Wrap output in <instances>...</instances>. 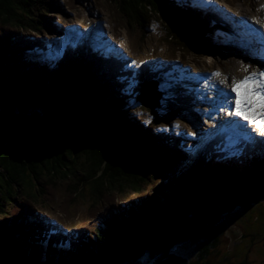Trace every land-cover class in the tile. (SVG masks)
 <instances>
[{
	"label": "trees",
	"instance_id": "1",
	"mask_svg": "<svg viewBox=\"0 0 264 264\" xmlns=\"http://www.w3.org/2000/svg\"><path fill=\"white\" fill-rule=\"evenodd\" d=\"M113 1L143 33L154 11L166 22L162 8L174 17L188 13L196 20L197 33L193 39H183L173 32L170 39L175 37L181 43L174 51L189 55L195 48L201 53L216 50L208 33L215 22L214 15L209 20L204 11L183 9L175 0ZM57 5L58 0H0V91L20 111L42 113L37 131H8L0 139L5 145L0 150V227L5 229L2 223L10 222L20 229L19 236L0 235V264H39L37 256L48 246L46 264H145L160 262V253L166 255V249L183 255L192 253V260L199 252H209L218 242L213 239L217 235L215 225L231 215L232 210L226 205L234 203L229 196L233 193L231 188H226L228 195L227 191L224 194L210 177L217 172L231 173L230 180L238 175L245 183L234 191L233 207H264V157L231 164L210 148L191 161L179 148L178 140L157 134L150 125L134 118L129 111L131 101L118 111L111 105L122 104L117 101L125 95L124 80L113 79L121 71V64H116L114 70L110 67L101 71L92 53L89 59L69 53L59 65L30 59V54L43 46L39 37L55 30L50 15L63 13ZM169 100L171 109L178 107L171 113H178L182 103ZM58 102L69 104L70 108L55 107ZM60 178L89 183L94 194H100L102 180L107 179L120 191L132 189L139 195L151 185L141 199L113 207L96 238L72 233L49 242L34 237L27 225L34 217L32 213L39 216L48 213L50 207L58 211L62 218L59 223L66 228L61 204L45 202ZM202 201L204 205H200ZM27 202L32 205L27 207ZM188 210H196L197 218L188 217ZM178 221L191 223L193 230L183 233H189L194 245L186 242V234L182 242L168 239L170 227ZM8 225L6 230L11 227ZM154 235L164 241L157 244Z\"/></svg>",
	"mask_w": 264,
	"mask_h": 264
},
{
	"label": "rangeland",
	"instance_id": "2",
	"mask_svg": "<svg viewBox=\"0 0 264 264\" xmlns=\"http://www.w3.org/2000/svg\"><path fill=\"white\" fill-rule=\"evenodd\" d=\"M178 1L179 3L181 1L185 3L190 2V5L192 3L197 6H200V4L202 6L206 5V7L214 9L212 15L218 14L222 19L221 22L227 24L229 28L234 24V19L238 21H255L254 25L261 31V33L255 32L259 41L262 42L260 44L261 49H259V53L258 50L255 49L256 47L246 41V44L249 45L251 49H242L237 41L232 44L231 41H229L231 40L230 34L227 32L225 34L224 31L218 30L217 34L222 39L221 43L226 46L225 50L219 53L208 52L203 55L197 51L199 48H195L194 50L196 51L191 50L189 55H185L181 51H174V48H178V44L181 45V43L179 40H176L175 37H173L172 40L170 39L173 30L169 22L167 23L162 18L158 17L155 13L156 11H154L153 16H149L147 28L143 33V30H140L141 28L138 27L133 20L121 13L122 10L120 9V5H117L113 0H58V5L56 7L59 11L62 10L63 13L56 11L50 15L53 16L51 22L52 25L55 26V31L39 37V42L45 43L47 46L43 45V49H38L36 53L30 54L29 58L40 61H50L49 59L58 60V56H62L66 51L67 45H71V42H76L74 39L71 40V37H75L76 34L83 35L84 33H86V36L91 37L92 34L98 32L97 40L93 39V46L95 49L97 48L99 51H102V55H105L104 58L107 59V55L110 53L108 50H112L114 47L118 49L117 45L123 47L125 50L121 52L123 54L125 53L123 56L124 59H129L126 54H128L130 58H132V56L136 57L135 59L132 58L136 66L134 65L132 69L128 68L133 72L140 70V65L144 62H146L145 66H147V68L154 65V67L151 68L153 70L164 68V64L161 63L163 59L169 61V64L172 65L171 72L168 74V72L166 73L165 71L160 75V82H156L157 90L162 94V98L155 109L143 108L136 100L140 94L138 90L141 82L135 77L130 78L129 82L124 81L125 97L120 96V100L117 101L123 103L118 104L114 102L111 105L118 111L121 107L126 105L125 102L131 101L132 105L129 111L132 112L134 118L142 123H146L148 126L150 125L149 127L157 134L171 135L173 137L181 136L184 140L182 144L186 145L185 150L190 153V160H193L195 158L194 156L197 157L201 149L202 151L204 150L202 140L199 142V139L203 138L205 133L214 132L212 129L214 125L222 124L219 119L224 121L230 119L223 112H220L218 114L219 119H216V112L212 111L215 103H210L206 100L205 97L207 94L213 91L214 95L217 94L215 100L220 99L221 94L228 92L229 87L226 84L231 82L233 78L242 79L252 71L264 70V68L260 67V61L263 59L262 56H264V0ZM186 9L191 8L186 7ZM258 9L260 10L257 11ZM123 12L125 11L123 10ZM61 20L63 21L61 22ZM101 21L103 22L106 33H109V36L108 34H106L107 36L100 34V30H98L96 25ZM144 26H146V24H144ZM81 31H83V33ZM260 37H262V39H260ZM238 38L242 40L239 36ZM50 39H53V46L50 45L51 42H48ZM116 41L119 42V44ZM81 42L84 43V41ZM221 43L219 44L221 45ZM230 43L231 47H229ZM49 45L56 51V54L49 55L47 50L52 49ZM237 49H241L244 52L241 53L237 51ZM95 51L96 50H94L92 54H94ZM118 52L121 54L119 50ZM248 52L251 53V56ZM218 54H220V56ZM243 64L249 65L247 72H245L242 67ZM215 71H220L223 75H214L216 73ZM190 72L195 75L198 74L199 76H192L193 81L186 83V81L190 80L187 78ZM158 73L160 72L158 71ZM200 76L206 77L207 80L213 77L209 82L220 86L219 89L217 90L213 86L207 87L208 81L204 83L205 79L200 78ZM96 80H98V78ZM169 83L178 85L186 83L187 92L192 90V96L188 93V97L191 100L190 111L184 112L186 119H175L174 116L177 113L169 112L168 106L171 101L169 99L174 97V94H172L173 89L169 86ZM165 94H167L169 99L165 97ZM214 95L210 96V98H213ZM72 96H76V94H72ZM206 104L210 105L212 109L205 106ZM55 107L70 108L69 104H63L61 102H58ZM79 108L84 109L83 106ZM207 109H209V112L206 111L203 115L201 110L204 111ZM189 121L194 122L193 126L187 123ZM115 126L117 128L119 127L118 125ZM193 128L200 130H197L194 136L188 135L187 133L189 132L194 133ZM248 131L251 132V129H248ZM253 136H255V133H253ZM255 139L259 141L261 138L257 136ZM224 144V152L232 153L237 150L235 146L229 143V139L228 142L225 140ZM261 145L264 144H260L258 147ZM241 146L242 145H240V147ZM244 149L246 152L249 150L247 146H245ZM253 151H255V149ZM243 154H245V152ZM185 155L189 156L187 153H185ZM54 185L53 188L51 187L49 198L45 202L50 203L55 201L61 204V209H63L66 217V228L59 223L62 218L56 209L51 210L49 207L47 209L48 213L45 212L42 216H36L32 213V216L42 220L45 224L49 223L50 227L58 230V232H65V234L82 233L86 237L92 235L96 238L101 224H104V221L111 216V209L113 207H117L118 204L125 205L128 204V202H134L146 196L149 193L148 189H150L151 184L145 186L144 191L141 192L142 194L140 195L134 194V190L132 189L126 188L125 191H120L118 188L111 185L109 179L102 180L100 194L92 193L89 183L83 182L81 184L78 180H73L71 182L60 178ZM27 204L28 202L26 203L27 207L32 205V203ZM40 206H44V203H41ZM16 210L17 209H15L14 212H16ZM251 212L255 213L249 214ZM236 215L238 218H230L227 220L226 224H236L237 226L250 225L256 227L261 225L264 221V207L251 206ZM242 215L246 216L245 218L247 219H244ZM56 223L62 225L63 229H56L57 227L54 225ZM6 229L7 227H5V230ZM91 229L96 230L91 232L87 231ZM64 236L65 235H63V237ZM257 240L259 242L264 241V228L260 231ZM228 244L229 241L227 239H221L218 247H214L212 252L214 254L224 253L227 251ZM44 253L45 250L40 253L41 256L36 255L39 259V264H44ZM91 253H94V251L92 250Z\"/></svg>",
	"mask_w": 264,
	"mask_h": 264
},
{
	"label": "water",
	"instance_id": "3",
	"mask_svg": "<svg viewBox=\"0 0 264 264\" xmlns=\"http://www.w3.org/2000/svg\"><path fill=\"white\" fill-rule=\"evenodd\" d=\"M162 9L164 10L163 11L164 17L166 18L167 23L169 22L174 33L178 34L179 37L180 38L182 37L183 39L184 38L185 39H193L195 37V35L197 33V27H196V24L194 22H192L191 20H189L187 18L174 17L172 13H169L167 11V9H165V8H162ZM86 74H88V72H86ZM62 86L63 87H70V84H62ZM58 87H60V86H58ZM53 91H55L54 93L56 94L55 88ZM139 93L140 94L137 98V101L143 107H145L147 109H154L156 107V105L159 104L160 94L157 91V86L155 85V83L148 82V83H144V84L140 85ZM41 118H42V113L40 111H34L30 114L25 113L23 111H20L19 108L17 107V105L13 101H11L9 96L5 92L0 91V137H1L0 139L1 140L4 139V137L6 136L8 131L15 133V134H20L23 132L33 133V132L37 131L39 121L42 120ZM66 122L69 123V120H66ZM4 147H5V145L0 143V150L4 149ZM237 172H239V171H237ZM261 173H264V169L262 170ZM210 178H211L210 179L211 182L218 184V189L222 190L224 194H225V191H227L226 188H231V191H233V193H234L235 190L240 189V187H242V185L245 183V180L243 178H240L238 175H237V177H234L233 179L230 180L231 173H223V172L219 173V172H217L216 174H214ZM231 181L233 182L232 184H231ZM228 193L229 192L227 191L226 195H228ZM233 193L230 194L229 196L233 199L234 203L229 204L230 206H228V204L226 205L229 209L232 210L231 215L228 218L223 219L222 221L218 222L215 225V227H217L216 228V234L217 235H213L214 236L213 239H215V241L223 239L222 235H224L223 237H225L227 235V236L231 237V243H234L238 239V237L241 235V233H238L239 231L233 230L234 229L233 226L236 224L227 225L226 222L230 218H233V219L238 218L236 214L242 212L243 210H245L249 207H233V206H235V200H234L235 198H234ZM203 203H205V202L202 201L200 203V205H204ZM195 212H196V210H188V213H187L188 217L193 216L194 219H196L197 216H196ZM39 216H42V215H39ZM242 217L244 219H246L245 218L246 216L242 215ZM189 221H191V220H189ZM6 223H9L8 226H11L12 228L10 227L9 230H5V229H1L2 227H0V235L4 236L7 234V236H19V234H20L19 227L14 226L10 222H6ZM5 225H7V224H2L1 226L7 227ZM28 226L30 228V232L32 233V235L34 237L44 238L47 241H55L57 239H60V236L58 237L55 234L54 228H51L49 223L45 224L42 220L38 219L37 217H33L32 219H29ZM56 229H59V227H57ZM187 230H193L190 222H188V224H186L185 221L183 223L179 222V221L177 224L173 223L169 229L170 237L168 239L177 238L175 240H180V242H182L183 240H186V239H184V237H185L184 235L186 234L189 237L188 241H186V242L189 245H191V243H193V245H194L193 239L189 236V233H183ZM160 233H162V231L157 232V234H160ZM155 237H156L157 244H158V242L164 241L163 237H161L160 235L155 236ZM151 238H152V236H151ZM151 238H150V240H151ZM190 239L192 242L190 241ZM197 249L199 250V248H197ZM166 252H167V254L164 256H163V252L160 253V255H161V261L160 262L149 263L147 261L145 264H191V262H192V258H193L192 253L189 255H183V254H179L175 251H172L171 249H166ZM194 253H196V252H194ZM137 264H144V263L138 262Z\"/></svg>",
	"mask_w": 264,
	"mask_h": 264
},
{
	"label": "snow or ice",
	"instance_id": "4",
	"mask_svg": "<svg viewBox=\"0 0 264 264\" xmlns=\"http://www.w3.org/2000/svg\"><path fill=\"white\" fill-rule=\"evenodd\" d=\"M242 67L247 72L249 65L243 64ZM260 67L264 68V64ZM214 75H219V73ZM217 112H223L230 119L222 125H214V129L218 128L219 132L226 136L230 132L228 139L237 151L241 150V142L245 146L264 144V70L252 71L242 79L233 78L228 93ZM248 129H251V132ZM187 134L196 135L192 132ZM215 134V131L205 133V135ZM257 136L261 138L259 141L255 139Z\"/></svg>",
	"mask_w": 264,
	"mask_h": 264
},
{
	"label": "flooded vegetation",
	"instance_id": "5",
	"mask_svg": "<svg viewBox=\"0 0 264 264\" xmlns=\"http://www.w3.org/2000/svg\"><path fill=\"white\" fill-rule=\"evenodd\" d=\"M261 225L256 227L250 225H234V231H239L241 235L231 243V237L222 235L224 240L229 241L227 251L214 254V247H218L220 240L207 253H199L194 257L191 264H264V241H258L257 237L264 228Z\"/></svg>",
	"mask_w": 264,
	"mask_h": 264
},
{
	"label": "clouds",
	"instance_id": "6",
	"mask_svg": "<svg viewBox=\"0 0 264 264\" xmlns=\"http://www.w3.org/2000/svg\"><path fill=\"white\" fill-rule=\"evenodd\" d=\"M42 45L45 46V43H42ZM46 46H47V45H46ZM49 47H51V46L49 45ZM72 48H73L74 50L78 51V52H81V53H82V51L85 50V49L81 50L80 47H77L75 44L72 45ZM41 49H43V46H41ZM49 50H50V49H49ZM52 50H53V49H52ZM47 51H48V50H47ZM108 51L111 52V50H108ZM90 53H92V52H91V51L88 52L87 56L85 57L86 59H89V55H90ZM103 54H104V53H103ZM109 54H110V53H108V57H109ZM110 55H111V54H110ZM92 56H95V57L97 58L96 61L99 63V68H100L101 71H104L106 65L109 64L110 61H111L110 59L107 58V59H106V62H104V55H102V54L98 55V53H96V54L94 53ZM67 57H68V56H67ZM67 57H66V58H67ZM120 60L123 62L122 59H120ZM108 62H109V63H108ZM115 64H117V63H115ZM123 64H124V63H123ZM121 67L123 68V65H122ZM113 70H114V69H113ZM118 73H122V71H120V72H118ZM118 73L114 75V78H113L114 80H117V77L120 76V74H118ZM126 73H127V72H126ZM126 73H125V76H126ZM121 75H123V73H122ZM142 84H143V83H141L140 85H142ZM138 91H139V90H138ZM157 91H158V90H157ZM138 96H139V95H138ZM137 98H138V97H137ZM159 103H160V102H159ZM158 105H159V104H158ZM158 105H157V106H158ZM27 226H28V225H27ZM49 242H51V241H49ZM48 249H49V247H46V249H45V253H44V257H45L44 260H45V261H44V263H45L46 260H47V257H46V256L48 255Z\"/></svg>",
	"mask_w": 264,
	"mask_h": 264
},
{
	"label": "bare ground",
	"instance_id": "7",
	"mask_svg": "<svg viewBox=\"0 0 264 264\" xmlns=\"http://www.w3.org/2000/svg\"><path fill=\"white\" fill-rule=\"evenodd\" d=\"M104 56H105V55H104ZM107 57H108V55H107ZM70 61H71V60H70ZM146 67H147V66H145L144 68H146ZM86 72H87V71H86ZM100 75H101V74H100ZM210 103H211V102H210ZM214 103H215V101H214ZM156 107H157V105H156ZM156 107H155V108H156ZM155 108H154V109H155ZM210 133H212V132H210ZM226 141L228 142V140H226ZM229 143H230V141H229Z\"/></svg>",
	"mask_w": 264,
	"mask_h": 264
}]
</instances>
